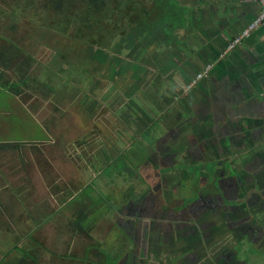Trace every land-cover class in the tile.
I'll return each instance as SVG.
<instances>
[{
  "label": "rangeland",
  "instance_id": "rangeland-1",
  "mask_svg": "<svg viewBox=\"0 0 264 264\" xmlns=\"http://www.w3.org/2000/svg\"><path fill=\"white\" fill-rule=\"evenodd\" d=\"M83 2L0 0V144L14 143L0 147V264L25 249L37 264H264V191L255 204L249 194L264 176L244 169L254 155L193 151L205 66L173 42L181 16L161 0L143 24L153 33L159 18L175 20L169 41L125 42L129 29L107 33ZM86 27L95 40L78 35ZM6 80H23L20 94ZM221 178L240 190L228 205L215 200ZM63 181L95 204L87 234L68 222L74 202L36 224L69 198Z\"/></svg>",
  "mask_w": 264,
  "mask_h": 264
},
{
  "label": "crops",
  "instance_id": "crops-1",
  "mask_svg": "<svg viewBox=\"0 0 264 264\" xmlns=\"http://www.w3.org/2000/svg\"><path fill=\"white\" fill-rule=\"evenodd\" d=\"M165 2L166 7L181 16L182 24L176 28L180 38L175 32L178 39L173 36V42L190 48L193 51L190 62L207 69L194 86L199 97L190 112L192 124L197 128L192 131L193 151L198 155L209 154L208 149L216 155H264V21L249 28L259 14V6L241 0ZM17 156L21 168L31 160L30 155ZM45 158L43 155L40 159L43 162ZM0 178L4 180L1 166ZM55 183L54 180L51 183L54 188ZM63 184L67 186L62 185V190L69 193V198H61L62 204L55 212L36 220L37 226L59 215V210L72 202L76 204V212L68 222L73 223L79 205L84 204L76 198L82 187L79 184L80 192L72 194L69 183Z\"/></svg>",
  "mask_w": 264,
  "mask_h": 264
},
{
  "label": "trees",
  "instance_id": "trees-1",
  "mask_svg": "<svg viewBox=\"0 0 264 264\" xmlns=\"http://www.w3.org/2000/svg\"><path fill=\"white\" fill-rule=\"evenodd\" d=\"M82 5V15L83 12H86L85 15H90V8H93L96 11V15L99 16L97 18L95 15L93 18L96 21L101 22L102 24H107V29L105 28L107 33H110L113 31V29H120L124 31L125 29H129L131 34H128L126 38H124L125 42L127 41H138L142 36H144V40L149 43L153 39H160V41H165L166 39H169V36H166L168 33V30L165 28V24H175L173 23V20L170 17H161L158 19V22H161L157 26H152L154 28V32L151 33L149 29L143 24L145 20V15L152 11L154 8L157 7V5L160 4L161 0H83ZM100 1L99 4H97ZM96 5H95V4ZM93 4V5H91ZM73 6V4H72ZM100 7V9H99ZM102 7V8H101ZM89 11V12H88ZM83 15V16H85ZM89 18L92 16H88ZM255 20V19H254ZM262 23V22H261ZM132 26V27H130ZM129 27V28H128ZM136 27V28H135ZM87 29H90L88 27L84 29L78 30V35H83V37H86L88 40H95V34H93L92 31H89ZM93 34V35H92ZM24 83L23 80H20L19 82H10L5 81L3 82L5 86L10 89V91L14 95L20 94V90H18L19 84ZM9 145H14V143H2L0 144V147H5ZM15 146H17L15 144ZM257 165V164H256ZM222 179V178H221ZM221 184V182H219ZM239 195V193H237ZM236 196V194L228 191L226 189L224 191V195H220L219 198L223 197L224 202H231L233 201L231 198ZM231 199V200H229ZM95 204L91 203L89 206L87 204H80L78 207L77 215L73 220L72 226L73 230L76 233H88V230L92 228V224L94 223L95 219L99 217L97 215V212L94 208ZM144 209L146 208L145 205H143ZM100 214V209L98 210ZM96 216V218H95ZM19 249V247H16ZM16 249V250H17ZM22 255H20V259H18L17 264H37L36 255H33V253L30 250H22L20 251ZM105 257L107 254H104ZM4 255L0 262L3 260Z\"/></svg>",
  "mask_w": 264,
  "mask_h": 264
},
{
  "label": "flooded vegetation",
  "instance_id": "flooded-vegetation-1",
  "mask_svg": "<svg viewBox=\"0 0 264 264\" xmlns=\"http://www.w3.org/2000/svg\"><path fill=\"white\" fill-rule=\"evenodd\" d=\"M248 160H254V163H252V164H248V165H244V169H246L247 167H249V171H251V173H248V174H250L251 176H252V178H255V177H257L258 175L260 176V177H263L264 176V155H259L258 157H256V155H254L253 157L251 156ZM256 160V161H255ZM256 162H257V165H256ZM248 171V172H249ZM246 173H247V171H245ZM245 176H247L246 174H245ZM230 176H228V178H229ZM248 179V178H247ZM262 179V178H261ZM222 181V179H220V181H218V182H221ZM238 182H239V179H238ZM240 184V183H239ZM219 186H220V190H219V192H218V196H215V200L217 201L218 199L220 200V198H219V196H220V194H221V196L222 195H224V191L226 190V189H228V191H229V188H231L232 186H229V187H226V185L224 184V183H222L221 182V184H219ZM235 187H236V192H235ZM261 188H264V187H261ZM264 191V189H260L259 187H257V189L256 188H254L253 190H251L250 191V193L249 194H253L254 195V204H255V202H259L260 200H261V198H262V192ZM232 193H234V194H236V196H234V197H232L231 199L232 200H234V198H236V197H239L240 196V190H239V187L234 183V188H233V191H231ZM237 193H239V195H237ZM188 201H190V198H188L187 199ZM194 199L193 198H191V201H193ZM197 201V200H196ZM240 201V200H239ZM233 201H231V202H229V203H232ZM229 203H227V202H225V204L226 205H228ZM240 203V202H239ZM142 205H145L146 206V208H147V204H145V202L144 203H142ZM144 206H142V210H144L145 211V209L143 208ZM259 237V236H258ZM257 237V238H258ZM256 238V239H257Z\"/></svg>",
  "mask_w": 264,
  "mask_h": 264
},
{
  "label": "built area",
  "instance_id": "built-area-1",
  "mask_svg": "<svg viewBox=\"0 0 264 264\" xmlns=\"http://www.w3.org/2000/svg\"><path fill=\"white\" fill-rule=\"evenodd\" d=\"M241 1L254 2V3H256L259 6V14L255 18L253 23H251L249 28H254V27L258 26L262 21H264V0H241ZM206 72H207V69H205L202 72L198 73L197 76H196V79L200 80L201 78H203L206 75Z\"/></svg>",
  "mask_w": 264,
  "mask_h": 264
}]
</instances>
